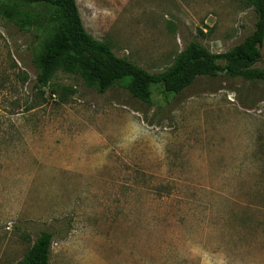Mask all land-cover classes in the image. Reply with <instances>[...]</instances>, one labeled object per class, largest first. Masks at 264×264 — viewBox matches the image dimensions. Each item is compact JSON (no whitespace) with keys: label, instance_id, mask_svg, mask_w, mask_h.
Returning a JSON list of instances; mask_svg holds the SVG:
<instances>
[{"label":"rangeland","instance_id":"374dc122","mask_svg":"<svg viewBox=\"0 0 264 264\" xmlns=\"http://www.w3.org/2000/svg\"><path fill=\"white\" fill-rule=\"evenodd\" d=\"M76 1L90 35L153 74L191 42L225 54L257 22L244 0ZM56 29L50 4L0 0V264L41 232L50 264H264V82L100 93L64 57L36 89Z\"/></svg>","mask_w":264,"mask_h":264},{"label":"trees","instance_id":"16d2710c","mask_svg":"<svg viewBox=\"0 0 264 264\" xmlns=\"http://www.w3.org/2000/svg\"><path fill=\"white\" fill-rule=\"evenodd\" d=\"M27 4L47 3L53 6L57 29L45 52L37 59L40 72L36 89L46 87L53 77L60 58L77 61L89 78L96 81L99 92L105 93L115 83L145 89L162 85L167 94H180L199 77H217L224 73L249 81L264 82V69L256 68L262 58L264 45V0H244L257 15L256 28L231 51L216 55L196 42H191L176 58L172 66L160 73H150L126 58L117 57L104 43L90 35L83 23L76 0H21ZM220 60L224 64L220 63ZM147 91L146 96H150ZM54 237L41 232L27 256L17 264H50Z\"/></svg>","mask_w":264,"mask_h":264}]
</instances>
